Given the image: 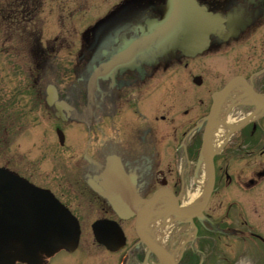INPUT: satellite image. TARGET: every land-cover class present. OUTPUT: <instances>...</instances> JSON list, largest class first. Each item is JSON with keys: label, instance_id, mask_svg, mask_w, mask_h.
<instances>
[{"label": "flooded vegetation", "instance_id": "obj_1", "mask_svg": "<svg viewBox=\"0 0 264 264\" xmlns=\"http://www.w3.org/2000/svg\"><path fill=\"white\" fill-rule=\"evenodd\" d=\"M47 2L51 33L41 26L30 47L24 39L12 46V55L26 61L6 69L19 73L25 90L34 88L47 109L40 114L32 96L27 109L31 119L35 116L34 127L16 133L39 151L21 168L16 162L0 166L52 192L81 226L80 205L73 201L84 200L99 218L116 220L126 236L127 260L138 254L144 264L147 250L138 243L134 218H118L108 201L122 192L112 191L106 170L121 171L116 181L121 190L126 184L128 195L147 199L166 192L171 209L175 202L186 204L191 188L202 191L198 179L205 172L202 145L213 94L238 75L255 93H264V0H195L203 19L184 26L178 43L170 39L175 31L163 32L169 28L161 24L167 0ZM76 23L82 25L77 33ZM238 84L230 93V101L238 103L230 109H239L240 116L230 122V112L221 107L209 128L210 143L217 126L227 129L213 157L210 197L229 196L226 208L223 199L213 207L209 199L192 218L195 229H186L187 220H175L185 242L180 264H237L243 251L253 256L248 264H264V224L254 223L264 216V110L255 114L246 84L241 79ZM244 117L245 123L229 131ZM12 122L26 124L18 115ZM8 153L19 159L10 145ZM71 179L77 190L64 186ZM235 200L257 218L247 221L236 209L230 213ZM153 257L149 253L147 261Z\"/></svg>", "mask_w": 264, "mask_h": 264}, {"label": "water", "instance_id": "obj_2", "mask_svg": "<svg viewBox=\"0 0 264 264\" xmlns=\"http://www.w3.org/2000/svg\"><path fill=\"white\" fill-rule=\"evenodd\" d=\"M190 4L195 5L193 0H168V7L165 9L167 14L163 16L171 25H177L175 32L180 31L183 17L188 16L189 22L195 17L194 13L189 10ZM169 17H174V19L170 21ZM234 80L213 98L214 102L208 116L209 121L203 138L208 184L199 211L206 204L214 182L213 153L208 141L209 125L214 121L220 103ZM252 102L257 107H264V97L254 95ZM115 173L120 174L117 170ZM161 195L163 194L157 191L145 201L137 196L114 197L109 200L120 217L132 215L133 204L137 206L145 202V206L135 212V231L140 240L146 244L148 251L155 254L160 264H176L175 254L150 242L147 237L148 221L154 214L151 207ZM177 210L175 211L178 215L189 218L193 216L186 211L178 208ZM93 229L97 241L105 244L107 248L116 249L123 244L124 236L116 224L99 221L94 223ZM79 233L76 218L52 194L0 168V264H15L17 261L27 264H43L45 257L53 255L60 249L74 250L78 243Z\"/></svg>", "mask_w": 264, "mask_h": 264}, {"label": "rangeland", "instance_id": "obj_3", "mask_svg": "<svg viewBox=\"0 0 264 264\" xmlns=\"http://www.w3.org/2000/svg\"><path fill=\"white\" fill-rule=\"evenodd\" d=\"M31 2L35 5L32 6ZM41 2L42 0H0V165L6 162L10 165H14L16 162L18 167L20 165L22 166L28 157H35L37 155L36 153L39 151L38 149L31 148V145L26 144L27 142L23 141V137L16 136V133L18 130H21L19 132H23L26 129L31 130L34 127V123L32 121L35 119V116L33 115L31 119L28 115L29 110L27 109L29 105L32 104L34 96L36 98L34 100L35 107L38 102L40 114H42L44 110L47 111V109L43 103L38 101L37 93L34 88L30 87V90H25L19 73L7 72L6 69L9 66H15L17 69L20 64H23L26 61V57L23 55H12V46H16L21 42V39H24L30 47L32 40L40 34L41 26L47 35L51 33L53 25L46 19L49 3L47 0H44V5L42 3L43 8L39 10ZM27 7H29V10H27ZM110 14L116 15L113 11L110 12ZM81 26V24L76 23V25H73L72 31L75 33L79 32L82 29ZM6 38H9V41L13 40V45H10ZM27 57L28 63L34 62L35 59L33 56ZM239 111V109H229L230 114L228 115V118L230 119V122L235 121V119L240 116L239 114L241 112ZM14 115H18V118H21V123L26 122L24 128L20 127L19 124L12 122ZM233 142L237 145L235 140H233ZM9 145L14 150L19 151V154H16L19 157L17 161L12 158V154L8 153ZM229 147L233 148V146ZM230 148L228 150H230ZM30 153L31 155H29ZM205 172L204 175L203 172L200 173L201 177L198 179L200 182H203V180L206 179ZM69 184L74 190H77V184H75L73 179H71L68 184H64V186H68ZM222 191L224 193L226 192V190L223 189ZM190 192H193L194 194L189 193L185 198V203L193 201L192 199L200 194V187L191 188ZM232 193L238 194V191L236 189L233 191L232 189ZM227 198H229V196H226V194L220 198L216 195L215 199H210V203L212 202L213 207V205H216L218 199H223L222 206L226 208V202L228 201ZM73 202L79 203L80 208L78 213L82 218V232L79 249L73 253L60 251L51 257L49 264H142L141 255L137 258L138 254H136L129 261L127 260L124 249L111 252L98 245L95 242L91 230V223L93 220L99 218V211L87 210L84 200ZM231 203L234 202L231 201ZM236 203L237 204L234 205L235 207H233L230 213L236 209L247 221L257 218V215L254 214L253 211L248 210L243 203L238 200H236ZM262 218L263 222H254L258 228H262L264 224V216H262ZM165 220L166 219L157 220L156 223L163 225L159 227V231L156 233V236L157 238L162 239L165 246H175L181 242L180 240H182L183 236H179L177 232L178 228L168 222H165ZM187 228L192 229L191 226H187L186 229ZM252 228L255 230L254 224H252ZM129 236L131 241L133 236L130 234ZM252 257L253 256L248 251L238 253L236 255L237 264H248ZM147 264L156 263L155 260L151 259L148 260Z\"/></svg>", "mask_w": 264, "mask_h": 264}, {"label": "bare ground", "instance_id": "obj_4", "mask_svg": "<svg viewBox=\"0 0 264 264\" xmlns=\"http://www.w3.org/2000/svg\"><path fill=\"white\" fill-rule=\"evenodd\" d=\"M227 138V134H225L223 132V127H216L213 131V135H212V141H211V146L212 149L214 151L218 150L220 148L219 143H223L225 141V139ZM218 143V144H217ZM218 145V146H217ZM198 201V200H196ZM153 233H157L159 231V226L158 225H154L153 229H152ZM157 242L161 243V240L159 239Z\"/></svg>", "mask_w": 264, "mask_h": 264}]
</instances>
